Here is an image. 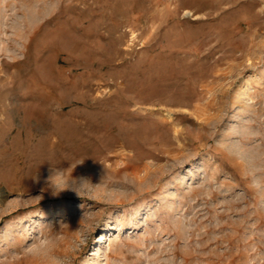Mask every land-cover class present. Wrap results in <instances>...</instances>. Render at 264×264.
<instances>
[{
  "label": "rangeland",
  "instance_id": "374dc122",
  "mask_svg": "<svg viewBox=\"0 0 264 264\" xmlns=\"http://www.w3.org/2000/svg\"><path fill=\"white\" fill-rule=\"evenodd\" d=\"M0 264H264V0H0Z\"/></svg>",
  "mask_w": 264,
  "mask_h": 264
},
{
  "label": "clouds",
  "instance_id": "9594fccd",
  "mask_svg": "<svg viewBox=\"0 0 264 264\" xmlns=\"http://www.w3.org/2000/svg\"><path fill=\"white\" fill-rule=\"evenodd\" d=\"M36 179H38V177H36ZM63 180H64L63 170L52 168V174L48 178V184H49V187H51L53 190L52 191L53 195H58L60 192H63L65 190L75 191L70 187L71 181H65V186L62 187L60 185L59 181H63ZM77 195H78V193H77Z\"/></svg>",
  "mask_w": 264,
  "mask_h": 264
}]
</instances>
